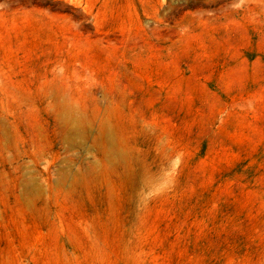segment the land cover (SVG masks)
Returning <instances> with one entry per match:
<instances>
[{"label": "rangeland", "instance_id": "374dc122", "mask_svg": "<svg viewBox=\"0 0 264 264\" xmlns=\"http://www.w3.org/2000/svg\"><path fill=\"white\" fill-rule=\"evenodd\" d=\"M0 264H264V0H0Z\"/></svg>", "mask_w": 264, "mask_h": 264}]
</instances>
